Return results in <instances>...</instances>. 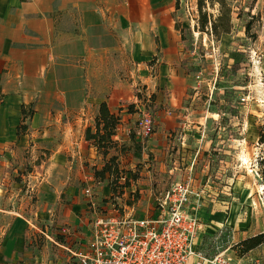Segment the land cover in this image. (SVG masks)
Returning <instances> with one entry per match:
<instances>
[{"label":"crops","instance_id":"0c3cea01","mask_svg":"<svg viewBox=\"0 0 264 264\" xmlns=\"http://www.w3.org/2000/svg\"><path fill=\"white\" fill-rule=\"evenodd\" d=\"M176 16L175 0H0V264H79L66 248L91 238L87 188L113 206L94 176L111 156L137 175L129 191L139 205L154 206L158 191L189 176L207 191L198 214L220 204L222 182L207 181L223 169L210 163L212 142L168 116L196 90ZM141 91L167 110L147 139L137 127ZM103 103L120 117L106 157L93 142Z\"/></svg>","mask_w":264,"mask_h":264},{"label":"rangeland","instance_id":"374dc122","mask_svg":"<svg viewBox=\"0 0 264 264\" xmlns=\"http://www.w3.org/2000/svg\"><path fill=\"white\" fill-rule=\"evenodd\" d=\"M175 9L179 25L187 30L188 42L181 46V59L187 70L193 69L190 81L196 90H190L189 97L175 111L169 110L168 116L197 125L195 130H201L212 142V167L223 166L219 174L207 176L211 186L222 182L223 190H218L220 204L211 203L198 214L202 225L200 248L208 255L230 248L227 255L234 260L264 264V243L239 255L243 240L264 236V0H257L241 18L236 11L232 32L219 41L195 30L197 0H175ZM190 43L194 52L184 54L185 45ZM235 63H239L240 70L233 76L230 68ZM138 96L141 112L137 120L148 114L155 121L166 113L151 105V93L141 91ZM212 189L214 198L216 192ZM147 208L140 205L143 213Z\"/></svg>","mask_w":264,"mask_h":264},{"label":"built area","instance_id":"2783aa9c","mask_svg":"<svg viewBox=\"0 0 264 264\" xmlns=\"http://www.w3.org/2000/svg\"><path fill=\"white\" fill-rule=\"evenodd\" d=\"M137 127L145 139L155 132L148 114ZM127 177L122 175L120 183ZM85 193L95 215L91 238L84 249L66 248L79 264H249L227 255L230 248L212 255L200 248L198 213L205 206L207 191L196 188L191 176L158 195L144 214H140L138 191L124 188L123 194L110 200V211L97 203L91 188Z\"/></svg>","mask_w":264,"mask_h":264},{"label":"trees","instance_id":"16d2710c","mask_svg":"<svg viewBox=\"0 0 264 264\" xmlns=\"http://www.w3.org/2000/svg\"><path fill=\"white\" fill-rule=\"evenodd\" d=\"M256 1L257 0H197L199 18L197 28H195V30H198L200 33H207L219 41L223 36L232 32L234 28V14L236 11L238 12V18H241L244 13H247L245 12L246 9H253ZM243 3H245V5H243ZM210 9L215 12H210ZM177 27L181 30L182 41L185 43L188 42V39L185 36V31L187 30L182 28L180 25ZM250 27L251 22H249L245 27L247 32L250 30ZM189 32L191 34L190 30ZM186 50L189 54H192L194 52L193 43L187 45ZM239 70V63H235L230 68V72L233 76H235ZM32 113V111L27 112L26 109H23L24 119L29 118ZM95 124L96 133L93 142L98 152L106 157L109 155L110 150L116 147L114 137L117 134L120 117L112 114L107 104L103 103L100 106L99 115L96 118ZM21 129L24 131L25 127L23 126ZM261 140L264 142V136L261 137ZM117 159V156H111L102 169H94V176L97 181L107 182L113 192V196L123 194L124 188L130 187V180L132 176L134 179H136L137 176L133 174L131 177H127V180L124 183H120L122 175H128V172H124L119 168ZM58 240L60 239L58 238ZM263 243V234L243 240L239 244V249H241V251H239V255L244 256Z\"/></svg>","mask_w":264,"mask_h":264},{"label":"bare ground","instance_id":"6f19581e","mask_svg":"<svg viewBox=\"0 0 264 264\" xmlns=\"http://www.w3.org/2000/svg\"><path fill=\"white\" fill-rule=\"evenodd\" d=\"M247 160V159H246Z\"/></svg>","mask_w":264,"mask_h":264}]
</instances>
